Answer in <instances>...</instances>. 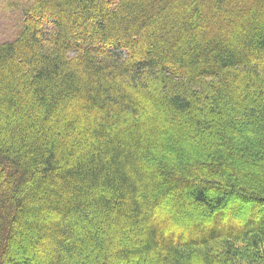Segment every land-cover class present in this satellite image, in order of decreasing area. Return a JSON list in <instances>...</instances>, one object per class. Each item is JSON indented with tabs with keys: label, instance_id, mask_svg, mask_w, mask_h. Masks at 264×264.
Listing matches in <instances>:
<instances>
[{
	"label": "trees",
	"instance_id": "1",
	"mask_svg": "<svg viewBox=\"0 0 264 264\" xmlns=\"http://www.w3.org/2000/svg\"><path fill=\"white\" fill-rule=\"evenodd\" d=\"M17 3L0 264H264V0Z\"/></svg>",
	"mask_w": 264,
	"mask_h": 264
},
{
	"label": "rangeland",
	"instance_id": "2",
	"mask_svg": "<svg viewBox=\"0 0 264 264\" xmlns=\"http://www.w3.org/2000/svg\"><path fill=\"white\" fill-rule=\"evenodd\" d=\"M26 2L28 0H22ZM16 0H0V44L12 41L18 34L20 28V20L15 14V7L21 4L13 5ZM161 122L168 121L167 118L161 119ZM165 123V122H164ZM163 123V124H164ZM162 124V123H161ZM263 208H254L250 202H244L238 196H227L224 211H221V217L225 220L230 219L234 222L244 223L249 219L258 220L262 214ZM224 212V216L222 215ZM253 213H256L254 215ZM254 215V217H253ZM260 216V217H259Z\"/></svg>",
	"mask_w": 264,
	"mask_h": 264
},
{
	"label": "bare ground",
	"instance_id": "3",
	"mask_svg": "<svg viewBox=\"0 0 264 264\" xmlns=\"http://www.w3.org/2000/svg\"><path fill=\"white\" fill-rule=\"evenodd\" d=\"M156 118V117H155ZM161 119V118H160ZM168 127V126H167ZM164 130V129H163ZM168 130V129H167ZM157 131V130H156ZM166 131V130H165ZM169 131V130H168ZM163 133V132H162ZM163 142V141H162ZM190 142V141H189ZM168 143V142H167ZM194 143H195V141H194ZM169 144V143H168ZM166 145V144H165ZM192 147V146H191ZM197 147H198V145H197ZM197 147H195L196 149H197ZM202 147V146H201ZM193 148V147H192ZM166 149H168V147L166 148ZM172 149V148H171ZM190 149V148H189ZM191 150V149H190ZM190 152V151H189ZM195 152V151H194ZM193 152V153H194ZM194 156H196V155H194ZM172 205V204H171ZM205 258V257H204ZM200 260V259H199ZM202 263V262H201Z\"/></svg>",
	"mask_w": 264,
	"mask_h": 264
}]
</instances>
